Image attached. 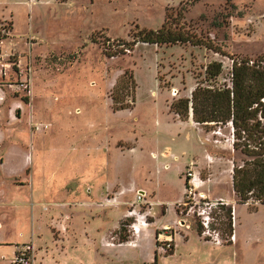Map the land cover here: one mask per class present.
I'll return each mask as SVG.
<instances>
[{
	"label": "rangeland",
	"instance_id": "obj_1",
	"mask_svg": "<svg viewBox=\"0 0 264 264\" xmlns=\"http://www.w3.org/2000/svg\"><path fill=\"white\" fill-rule=\"evenodd\" d=\"M11 14L13 19L7 18ZM166 21L220 52L137 41L139 31L157 30ZM0 23L11 30L2 47L7 69L0 77V203L15 205L0 204V222L10 237L28 242L35 227V242L41 235L48 243L53 240L46 224L55 203L50 198L45 207L32 204L40 190L78 193L75 199L90 197L95 207H106L101 192L115 197L126 188L118 199L125 213L117 215L116 206L105 209L111 242L127 249L111 250L110 264H145L139 251L126 244L134 240L126 213L137 191L127 188L138 184L156 190L159 181L169 180L170 191L156 192V197L149 192L147 199L170 196V213H175L184 162L191 157L201 178L211 179L201 188L206 199L222 204L202 216L197 212L203 205L189 213L177 208L178 227L157 229L160 239L171 236L173 248L175 231L179 234L175 254H165L159 264H264V205L241 204L233 191L234 164L246 158L234 150L232 127L182 121L170 110L173 100L190 97L209 62H222L220 81L227 82L232 58L264 55V0H0ZM8 63H15L17 75ZM130 76L135 88L125 103L130 95L134 102L114 110L112 95ZM26 78L29 93L21 85ZM170 147L184 157L157 175L159 167L168 168ZM151 209L143 205L140 210L148 222ZM155 209L160 215L161 208ZM206 216L208 227L199 234ZM230 218L234 240L228 233ZM158 239L155 250L146 248L164 256L157 250ZM150 241L147 237L144 244Z\"/></svg>",
	"mask_w": 264,
	"mask_h": 264
},
{
	"label": "trees",
	"instance_id": "obj_2",
	"mask_svg": "<svg viewBox=\"0 0 264 264\" xmlns=\"http://www.w3.org/2000/svg\"><path fill=\"white\" fill-rule=\"evenodd\" d=\"M182 29L166 21L157 30L139 31L137 41L159 46L191 44L220 52L211 42ZM223 71L222 62H209L190 97L173 100L170 110L182 121L191 118L202 126L232 127L234 150L246 158L242 164H234L233 191L239 203H251L255 209V203L264 205V55L256 59L232 58L230 83L220 81ZM134 88L132 76L119 81L117 92L112 95L114 110L131 107L134 102L132 95L130 103H125V97L129 92L133 93ZM199 227L198 233L201 234L202 230L203 234V227ZM228 233L234 235L231 218ZM126 237L122 240H127Z\"/></svg>",
	"mask_w": 264,
	"mask_h": 264
},
{
	"label": "crops",
	"instance_id": "obj_3",
	"mask_svg": "<svg viewBox=\"0 0 264 264\" xmlns=\"http://www.w3.org/2000/svg\"><path fill=\"white\" fill-rule=\"evenodd\" d=\"M12 18V14L7 17ZM2 18V19H7ZM0 25H7V23H3ZM11 35V33H10ZM8 39V38H7ZM4 42H7L6 40ZM13 43V42H12ZM9 64V63H8ZM15 63H10L9 70L12 71L15 75H17V69L15 71L14 68ZM7 69V68H6ZM3 100V97H0V101ZM191 119V118H190ZM192 120V119H191ZM189 151L191 149L187 150L186 153L187 156H189ZM166 154V155H165ZM163 154V156H169L167 153ZM184 156H179L177 152H175V148L170 147V160H168V168L166 170L159 167L158 174L160 175L163 172H167L170 170L172 166V162L178 161L182 159ZM207 162L211 164L212 158L210 156H207ZM185 166V172L187 168L192 166L198 175V177L201 180L200 187L198 189L199 192L203 193L204 186L206 183H210L211 179L209 180H203L201 178L200 170L198 169L197 162H195L191 157L189 158V161L184 162ZM22 167H23V159H22ZM193 164V165H191ZM58 182V181H57ZM170 184L169 180H166V182L159 181L157 183L156 190L152 187V190H147L145 187L137 186L136 184H131V187L127 188L129 191L135 192L136 195L133 198L134 200L137 199L138 195H141L143 197L144 202L147 205H151V213H152V220L149 222V225L143 229L141 235L138 239H136L133 243H126L127 246H132L131 249L138 250L136 255H138V258L141 262L145 264H159L160 261H163L166 256H156L155 251L150 254L148 246L151 247L152 251L155 250L153 247L155 246L156 242V234L157 229H162L163 227H178L180 221V215L177 211V208H175V213L172 211L170 213V203L172 202L170 200V196H162L161 198L158 197L160 191L162 192H168L170 191V187L167 185ZM183 189L181 195L175 200L180 202L183 199L185 186H186V178L185 175L183 176ZM138 188V189H137ZM202 188V191H201ZM126 191V188L119 191L118 193H115V197L110 196V191L106 192L105 194L101 192L100 199H104V206H94L96 203L93 199L89 197V199H75L77 197L78 193H66L63 192V190H58L55 193L52 194L51 191L46 190L45 192L39 191L40 195L37 198V201L32 200V204H38V205H44V202L48 201L50 198L53 200L55 204H53L52 209L55 210L54 215H52L49 219V222H47L46 227L49 228V231H51V235L53 236V240L49 243L42 238L41 236L37 237V241H34V231L35 227L32 228V237L30 238V241L28 242H21L20 239L17 237L16 240L14 237H10L8 234V231L4 230V225L0 222V264H11V260L15 256L18 246L22 244H26L29 242L33 243L34 246V254H35V264H110V256H111V250L113 249H119L126 251L125 244H114L111 242L110 233H111V224L110 221L108 222L106 219H109V217L106 216L105 209L109 210L111 212V208L113 206H116L114 212L117 213V215L125 213L120 212L121 205L120 200L118 201L121 194ZM153 194L154 197H156V192H158L157 200H153V202L148 201L147 196L148 193ZM161 194V193H160ZM206 195V194H205ZM70 196V197H69ZM105 198H103V197ZM61 197L62 200H54V198ZM69 197V198H67ZM34 198V196H33ZM67 198V199H66ZM73 198V199H72ZM45 199V200H42ZM91 200V201H90ZM94 201V202H93ZM100 201V200H99ZM102 202V203H103ZM20 203V204H24ZM123 203V202H122ZM4 204L5 207L15 208V205L8 206L6 203H0ZM27 204V203H26ZM73 204V205H72ZM103 205V204H102ZM167 206V207H165ZM16 207H19V204L16 205ZM50 207V209H51ZM156 207L161 208L160 215L157 212ZM83 208V209H81ZM102 208V210H100ZM44 209V208H43ZM50 209L47 210L44 209V211L49 212ZM81 210H84L82 212ZM234 217L237 221L236 212H234ZM127 216V213H126ZM24 228V224L21 225ZM28 225L27 227H29ZM53 226V227H52ZM55 229V231H54ZM18 232V231H17ZM18 236L21 237V233L19 232ZM151 238L152 243H148L147 245L144 244V241L146 238ZM178 239L179 234L175 231L174 235V242H175V248L172 249V253L170 255H174L175 252H173L175 249H177L178 245ZM148 240V239H147ZM112 245L114 248H112ZM139 246V247H138ZM69 250V251H68ZM146 254V256H143V254Z\"/></svg>",
	"mask_w": 264,
	"mask_h": 264
},
{
	"label": "built area",
	"instance_id": "obj_4",
	"mask_svg": "<svg viewBox=\"0 0 264 264\" xmlns=\"http://www.w3.org/2000/svg\"><path fill=\"white\" fill-rule=\"evenodd\" d=\"M11 30L9 28V25H0V77L3 76L4 69H6V65L4 63V54L2 51V47L4 44V41L10 37ZM10 65V64H8ZM27 76V75H26ZM230 83V77L227 81ZM24 88V91L28 92L29 89V78H26V80L21 84ZM28 89V90H27ZM185 178H186V186L185 191L183 195V199L176 205L177 208L183 207V210L186 211L188 209V213L191 212L193 209H196V206H205L201 212H197L198 216H202L208 209H212L213 206L221 205L222 201H216V202H210L204 195V193H201L198 191L200 187L201 180L196 174L194 168L190 166L187 168L185 172ZM143 205H147L143 197L141 195L137 196V199L133 201L130 204V209L128 210L127 217L130 218L132 221L127 226L129 227V231L132 233L131 236L134 237L133 241H130L128 243H134L136 239L139 238L144 228H146L149 225L148 218L145 214V212H141V208ZM209 224V217H203V221L201 222V226L205 229L208 227ZM163 230H169V227H163ZM206 230H204L203 234ZM158 236V240H160V245H158L157 250L159 254H168L170 251H172L173 246L171 244V236H166L165 240L160 239L163 234H160V232H157L156 234ZM232 240H234V236L232 237ZM11 264H35V254H34V246L32 242L22 244L18 246L17 252L13 259L11 260Z\"/></svg>",
	"mask_w": 264,
	"mask_h": 264
}]
</instances>
